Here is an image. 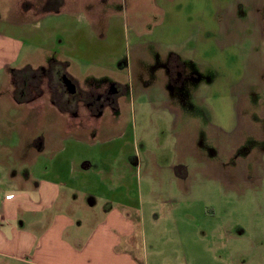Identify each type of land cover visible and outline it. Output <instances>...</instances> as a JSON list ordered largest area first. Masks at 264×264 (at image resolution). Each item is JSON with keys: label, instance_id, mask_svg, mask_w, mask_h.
<instances>
[{"label": "rangeland", "instance_id": "1", "mask_svg": "<svg viewBox=\"0 0 264 264\" xmlns=\"http://www.w3.org/2000/svg\"><path fill=\"white\" fill-rule=\"evenodd\" d=\"M0 32L24 43L0 72V172L26 170L7 153L40 110H101L99 149L126 142L136 184L192 188L191 220L222 224L197 264H264V0H0Z\"/></svg>", "mask_w": 264, "mask_h": 264}, {"label": "crops", "instance_id": "2", "mask_svg": "<svg viewBox=\"0 0 264 264\" xmlns=\"http://www.w3.org/2000/svg\"><path fill=\"white\" fill-rule=\"evenodd\" d=\"M240 12L243 7L236 6L230 17L247 30L250 23L242 22ZM251 37L255 38L254 33ZM23 46L22 39L0 32V72L18 59ZM73 93L79 91L73 87ZM56 109L61 124L52 127L48 111L40 110L32 127L40 126L43 132L27 141V150L22 146L26 140L20 137L7 153L26 170L0 172V257L5 258L1 260L13 264H197L196 255H207L192 251L191 241L219 244L220 221L204 217L207 221L199 226L195 218L191 220L196 216L188 200L192 188L178 185L166 191L161 185L136 184L126 142L108 151L99 149L112 142H96L101 110V116L84 123V111H72L67 117L66 107ZM23 128L22 124L21 135ZM118 139L122 135L113 141ZM184 174L188 177V172Z\"/></svg>", "mask_w": 264, "mask_h": 264}, {"label": "trees", "instance_id": "3", "mask_svg": "<svg viewBox=\"0 0 264 264\" xmlns=\"http://www.w3.org/2000/svg\"><path fill=\"white\" fill-rule=\"evenodd\" d=\"M26 70H29V71H30V72H32V73H34V72H37V71H38V70L31 71L30 69L26 68L25 70H22V71H21V70H19V71H17V73H19V74H20L21 72H25ZM39 71H40V72H42V70H39ZM44 72H45V73H40V74H44V75H45L47 71H44ZM15 73H16V72H15Z\"/></svg>", "mask_w": 264, "mask_h": 264}, {"label": "flooded vegetation", "instance_id": "4", "mask_svg": "<svg viewBox=\"0 0 264 264\" xmlns=\"http://www.w3.org/2000/svg\"><path fill=\"white\" fill-rule=\"evenodd\" d=\"M105 100H106V98H104V102H102L103 104H105L106 102H105ZM96 102V101H95ZM97 103V105H99V106H95V104L94 105H90V106H92V107H97V108H101V101H97L96 102Z\"/></svg>", "mask_w": 264, "mask_h": 264}]
</instances>
